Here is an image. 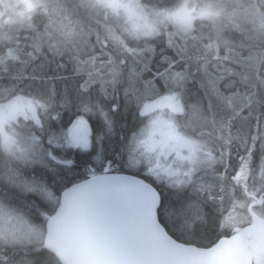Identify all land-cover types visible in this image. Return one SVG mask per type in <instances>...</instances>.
<instances>
[{"label": "trees", "instance_id": "1", "mask_svg": "<svg viewBox=\"0 0 264 264\" xmlns=\"http://www.w3.org/2000/svg\"><path fill=\"white\" fill-rule=\"evenodd\" d=\"M26 1L30 2L31 0ZM59 1L74 10L76 19L81 18L84 21L87 31L92 29L89 40L91 49L82 52L80 54L82 58L87 52L92 51V45H95L97 67H100L99 61L102 58L100 56L102 51L109 52L113 60L121 54L120 48L111 41H109L108 48L102 47L104 37L111 28V26L104 24L103 18L99 23L94 17L89 21L88 12L83 14L80 9L81 0ZM139 2L149 6L146 10H151L150 6L152 5L160 4H163L167 9L170 8V5H166V0H139ZM39 7L42 8V6ZM256 8L263 12H256ZM219 13V19H222L223 23L218 34L215 33L212 26L217 14L213 17L194 20V29L185 35L178 30L176 24L169 21L166 31L171 32L169 31L171 28L172 32L176 33L174 37L176 45L182 47L185 44V39L182 37L187 36L188 51L186 56L177 54L179 52L178 47L167 46V36L161 34L156 41L155 56L152 59L153 72L157 68L162 70L166 67L161 62L162 56L171 57L176 62L175 70L177 71L184 70L187 63L190 82L186 84V88L190 92L192 91L191 87L196 84V81L193 82L191 79L194 77L200 81L203 78V73L199 68L205 61H208V70L223 76L219 82V87L224 95L238 93L240 97L245 98L242 102L238 100L232 109L226 108L223 112L217 111L214 122L211 115V120L206 124L198 125L194 134H189L182 127L183 116L174 117L175 126L183 137L194 139L198 144L202 142L203 147H205H201L200 152H198L197 166H195L192 182L190 184L181 183V186L177 184L178 180L175 179L168 180L166 178L158 181L145 170L146 164L143 163L142 158L132 164L133 153H131V148L134 136L148 128L151 115L144 114L147 107L142 108V117L134 115V105L128 109L125 108L123 90L127 83V66L122 82L115 86L118 89L120 99L119 110L113 111L111 106L117 103V92L113 91L111 84L107 85V92L102 90L105 86L99 81L93 83L87 93L82 94L78 91V85L85 77L73 74L74 61L70 59L73 56L71 51L64 50L62 56L53 55L52 58L47 54H52L51 50L54 47L36 52L33 49V43H26L27 38L32 33L27 32L24 28L20 30L17 27L13 30L10 29L14 37L7 43H3L2 47L0 44V56H6L11 51L15 55H19L21 59H26L24 54L32 53L36 58L26 66L27 73L30 68L32 73L33 66H39L41 62L54 61V63L47 64L48 68L50 65L55 68L56 63L65 65L63 69H57V72L50 73L52 75L59 73L65 77V79L55 81L57 92L60 88H63L64 91L67 88L68 92L72 93L71 104L65 103L64 108L58 109L62 114L63 123L67 125L69 121H72L78 128V121L85 118L88 119L89 125L98 122L102 124L97 129L94 127L95 130L91 134L89 133L91 136L90 147L84 148L78 143H71L72 137L61 135L58 146L51 147L52 158L45 156L42 163L37 164L35 168L29 165L25 168L30 167L29 169L33 170V176L38 177L42 186L53 191L57 197L64 188L86 180L94 174L105 172L107 167H110L112 172H125L142 177L153 183L160 192L162 204L158 213L162 225H165L172 237L185 244L209 247L219 239L235 233L228 228V222L243 212L247 214V223L244 226L248 225L250 223L248 205L263 197L264 179L256 183L244 177H240V179L235 177L240 174L244 163L248 160L247 153L250 149L253 150L255 160H261L254 164L255 168L250 167L251 171L256 170L255 172H257L261 163L264 166V64L253 62L252 67L249 68L246 67L249 61H241V57H252L258 61L264 55V31L259 28V18L256 16V13L264 16V3L259 7L249 4L247 9L229 6ZM44 17L33 20L37 26L39 24L43 26V28L37 27L35 30L41 36L46 31V25L52 22L51 18L43 19ZM123 17L124 13L121 12V18ZM257 18L258 20H256ZM111 30L115 31L114 28ZM198 30L200 31L199 34H205L203 39L197 35ZM255 31L260 32L261 39L260 36L254 35ZM98 35L101 43H97ZM124 38L127 39V37ZM210 42L218 46L216 50L208 48V44L211 45ZM201 44L205 47L204 53L199 51ZM217 56L221 58L216 59ZM187 57H191V59H187ZM139 67L138 65L137 70ZM228 69H231V72ZM244 71L252 73L251 79L242 81L236 75V73ZM153 72L145 71L144 78L146 79L145 73L149 75ZM233 81H235L234 84ZM252 81L255 83H251ZM5 82L7 81L5 80ZM26 82L35 83L26 80L20 86L24 87ZM72 89H74L73 92H71ZM202 92L200 98L203 96V103L206 106L208 99L204 89ZM190 96L188 98L196 100L195 94L193 97ZM149 100L145 101L146 105ZM86 106L90 111L84 110ZM81 132L85 133L82 130ZM42 143L43 148L48 150L50 146L47 143L46 135ZM134 146L136 145L134 144ZM209 154H211L210 157ZM199 160L204 162L202 166L200 165L201 162H198ZM250 160L252 162V158ZM20 162L8 157L0 150V177L5 174L2 167L7 168V164L13 165L17 171L23 169L27 161ZM183 178L184 181L188 180L186 175ZM4 190L12 195L9 185L7 187L0 182V191ZM19 198L22 202L32 204L28 206L32 210L31 212L39 215L38 222L42 224L44 230V224L56 208L57 201L47 213L46 206L42 204V199L34 201L33 197L28 195ZM262 206L264 207V198L261 206L255 208L254 212L260 215L261 211L262 216H264ZM36 248L41 249L39 256L35 251ZM3 256L20 261L21 264H25V261H32L35 264L37 259H39L40 264H60L57 257L44 248L41 239L35 243L3 244L0 246V257ZM0 264H4L2 259H0Z\"/></svg>", "mask_w": 264, "mask_h": 264}, {"label": "snow or ice", "instance_id": "2", "mask_svg": "<svg viewBox=\"0 0 264 264\" xmlns=\"http://www.w3.org/2000/svg\"><path fill=\"white\" fill-rule=\"evenodd\" d=\"M42 8L48 11L47 0H42ZM80 7L84 8L89 14V21L94 17L99 23L101 18L106 26H111L102 43L103 48H108L109 41L120 48V55L113 60L109 52L102 51L99 61L102 67H97V57L95 45L92 51L87 52L85 57L80 56L82 50H86L91 37L92 29L87 33L81 29L76 32L70 29L65 32V41H59L54 47V55L62 56L64 48L68 44L72 45L69 51H75V55L70 59L74 61L73 74L85 77L78 85V91L87 93L93 83L99 81L105 87L102 89L107 92V85L113 86V91L117 92V103L112 105L113 111L119 110V94L116 85L122 82L127 66V83L124 86L125 108L134 105V115L142 117L143 107H147L146 100L159 99L171 113H179L184 117L182 127L189 134H194L195 128L200 122L207 123L209 115H215L217 111L223 112L226 108H234L237 101H243L238 93L224 95L220 90L219 82L223 79L222 75H216L208 70V61L200 66L199 70L203 73V78L198 81L200 88L205 90L208 99V112L203 110L202 101H194L188 98L186 88L189 79L187 63L184 70L176 71V62L168 56H162L161 62L166 65L162 70L157 68L152 70V59L155 56L156 41L161 34L167 36L166 44L169 47H178V55L186 56L188 51L187 36L185 44L181 47L175 44L174 32H167L168 22L179 26L180 30L187 34L192 28V10L186 6L177 11H169L163 4L152 5L151 10L148 5L137 4L135 0H81ZM123 11L124 17L121 18ZM45 36L51 37L50 32H45ZM76 37V39H74ZM124 37H127L125 39ZM97 43H101L99 35ZM63 45V46H62ZM42 46L41 36L38 33L34 40L33 49L40 51ZM211 48V45H208ZM27 58L21 59L19 55H13L9 51L8 55L0 56V150L8 157L17 161H28L39 159L43 161L45 156L52 158L51 147L58 146L61 135L71 137L75 134L76 125L72 121L64 124L62 114L58 109L65 107L66 99L57 104V89L55 81L65 79L59 73L50 74L55 69H63V63H56L54 69L46 71L47 64L54 61L41 62L39 66H33L31 74L26 72V66L36 57L32 53L24 54ZM216 59L221 57L217 56ZM191 59V57H187ZM249 61L246 67L251 68L253 62L264 64V56L258 61L255 58H243L241 61ZM139 70H137V66ZM153 72V75L144 78V72ZM231 72V69H228ZM242 81L251 79L252 73L248 71L236 73ZM5 80L7 82H5ZM35 83L20 85L24 81ZM159 81V83H157ZM233 84L235 81L232 82ZM67 89L65 88V94ZM250 102V100H249ZM85 111H90L87 106ZM23 130V131H22ZM50 146L48 150L43 148L44 137ZM167 146L174 149L180 159L189 162L190 167L186 170L187 181L178 180L177 183H191L195 165L197 163V153L201 150V145L194 139L181 138L174 129L169 131ZM183 149H187V154H183ZM264 179V170H262ZM8 185L19 187L25 185V192L43 193L44 187L40 184H28L23 179L21 173L7 164L4 176ZM264 190V185H262ZM28 207L26 202H20L15 195L9 194L6 190L0 191V241L18 240L24 234L33 233V227L28 222L25 209ZM38 256L40 248H36ZM4 264H21L20 261L11 259L8 256L0 257ZM25 264H33L32 261H25ZM35 264H40L39 259Z\"/></svg>", "mask_w": 264, "mask_h": 264}, {"label": "water", "instance_id": "3", "mask_svg": "<svg viewBox=\"0 0 264 264\" xmlns=\"http://www.w3.org/2000/svg\"><path fill=\"white\" fill-rule=\"evenodd\" d=\"M99 173L64 188L45 222L43 245L60 264H254L264 257V221L209 247L172 237L159 218L161 196L125 172Z\"/></svg>", "mask_w": 264, "mask_h": 264}, {"label": "rangeland", "instance_id": "4", "mask_svg": "<svg viewBox=\"0 0 264 264\" xmlns=\"http://www.w3.org/2000/svg\"><path fill=\"white\" fill-rule=\"evenodd\" d=\"M227 1H223V0H202V1L183 0L181 5L178 8H176V11L185 6L188 9L192 10L193 19H192L191 30H193L195 26L194 20L203 18V17L207 18V17L215 16L216 8L222 7V6H223L222 8H224V6L227 5ZM135 2L137 4H140L139 0H135ZM41 3H42V0H31L30 2L26 0H0V44H1V47L3 46V43L5 42L7 43L8 40L13 39L12 37H14V34L10 32V29L13 30L15 27H17L18 30L24 28L27 32L32 33L31 36L27 38L26 43L34 44V40L36 39L37 34H38L37 32H35V30H37V27L41 29L43 28V26L41 24L37 26L33 20H39L40 17H43V16H45L43 19L51 18L52 20V22H49L46 25V31L50 32L52 35L50 38L45 35H42V36L40 35L41 41H42V46L40 48V51H43L44 49L46 50L47 49L46 47L53 48V47H50V44L55 45L59 41H65L66 40L65 32L70 29H74L76 32H80L81 29H83L85 33L88 32L84 24V21L81 18L76 19L77 16H75L76 14L74 10H72L68 5L66 6L65 4H62V2H60L59 0H47L48 11L45 12L43 8L39 7L41 6ZM232 3L236 6L242 5V2L240 0L233 1ZM247 8L248 7L245 6L242 9H247ZM80 9L83 14L87 13V11L84 8L80 7ZM256 12L262 13L263 11L256 8ZM256 16L259 18V21H258V23L260 24L259 28L264 31V16L259 15L258 13H256ZM222 23L223 22L221 21V19H219L218 16H216V19L213 20L212 26L216 34H218V30L222 26ZM176 26L178 27V30H180L179 26L178 25ZM169 31L172 32V29L170 28ZM199 32L200 31L198 30L197 35L201 36L203 39L205 37V34H201V33L199 34ZM181 33L183 32L181 31ZM254 35L260 36L259 38L261 39L260 32L255 31ZM74 39H76V37H74ZM210 43L212 46L211 49L216 50L218 46L213 42H210ZM89 44L90 43L88 42V46L86 50L91 49V45ZM70 48H72V45L68 44V46L64 48V50L69 51ZM86 50H82L80 54L82 52H85ZM204 50H205V47L203 44H201L199 51L204 53ZM54 51H55V48L51 50V53L54 54ZM71 53L74 55L75 51H71ZM13 55L15 54L13 53ZM54 56H57V55H54ZM100 67L102 66L100 65ZM191 81L193 82L196 81V84L193 87H191L192 88L191 92L187 89L188 96L191 95L190 97H193V95L195 94L196 95L195 101H197V96H198V101L203 102L204 101L202 99L203 96L200 98L201 94L203 93L202 92L203 89L200 88L198 81L194 77L191 79ZM28 83H31V82H28ZM61 93L63 94L62 100H65L67 96L66 103L70 105L72 102V93H69L67 91V93L65 94L64 90H62ZM227 95H231V94H227ZM203 110L205 112L209 111L208 104L205 106L203 103ZM144 114L151 115L150 122H149L148 128L142 134L137 133L134 136L135 138L133 139L134 142L132 143V148H131V153H133L131 157L132 164H135L134 163L135 161L137 160L139 161L140 158H142V152H143V155L146 157V160L148 161L147 165L149 166L152 164L151 167L150 166L148 167L150 174H153L158 181H161L166 178L168 180H173V179L184 180L183 176L185 177V172L190 167V164L188 161L180 159L179 156L177 155V152L174 149L169 148L166 143L169 139L170 129H174L175 132L181 138L185 140L189 139V138H186L185 136L183 137L180 134L177 126H175L174 124V117L180 114L171 113L170 110L166 106H164L161 101H159V99H156L153 102H148V108L145 110ZM211 118L212 116L210 114L208 121L211 120ZM226 121L229 122L228 120ZM202 123L203 122H200L199 125ZM78 126H79L78 128L76 127L75 134L71 136L72 137L71 143H78L82 145L84 148L90 147V142H89L90 138L88 137L87 132H86L87 130L85 128L86 119L84 118L82 120H79ZM81 130L85 133H82ZM134 144L136 146H134ZM200 144L202 148H205L203 147L202 142H200ZM182 151H183V154L185 155L187 154V149H183ZM210 155L211 154H209V157ZM197 156H198V153H197ZM198 162L199 163L201 162L200 163L201 166L204 164L203 161L199 160ZM41 163L42 161L39 159L28 160L26 162V165L23 166L24 168L19 170L22 178L26 179L29 185L33 183L42 185L38 177L36 178L33 176V170L29 169L30 167L35 168L37 164L39 165ZM27 165H29L30 167L25 168L27 167ZM195 166H197V163ZM11 167L14 168L13 165ZM6 170H7L6 167L5 168L2 167V171L4 173H6ZM4 176L5 174L2 177H0V182L3 185H6L8 187V184L5 182ZM237 176H236V179H238ZM9 187L12 191V195L14 194L18 198L26 197V195H28L30 197H33L32 199L34 201H37L38 199H42V204L46 206L45 208L47 209L46 210L47 213H49V210H51V208L55 206L54 204L57 201L56 199H58L57 195L53 191L46 189V188H44L45 191L43 193L41 192L30 193V192L24 191L25 189L24 184H21L19 187H14L11 185H9ZM19 201L22 202L20 198H19ZM30 204L31 203H27V205H30ZM31 211L32 210L30 209L29 206L25 209L28 222L33 227V230H34L33 233L24 234L20 237V239L15 240V241L13 240L0 241V246H2L3 244L35 243V241H40V239L42 238V234L44 233L43 226L42 224H40V222H38L39 215ZM261 216H262V213L260 211V217ZM246 221H247V214L243 212L241 213V215L236 216L233 220L228 222L229 223L228 228H230L234 232H237V230L241 229L247 223ZM254 259H255V264H264V257H260L256 255Z\"/></svg>", "mask_w": 264, "mask_h": 264}, {"label": "flooded vegetation", "instance_id": "5", "mask_svg": "<svg viewBox=\"0 0 264 264\" xmlns=\"http://www.w3.org/2000/svg\"><path fill=\"white\" fill-rule=\"evenodd\" d=\"M178 1V2H177ZM182 1L183 0H166V5H170L169 7V11H176V8H178L180 5H181V3H182ZM199 1H202V0H199ZM223 1H227V0H223ZM233 1H236V0H228L227 1V5L226 6H224V8H227V7H229V6H232V7H234V8H237V7H239V8H244L245 6H249V4H251V5H253L254 7L256 6V7H259L261 4H263L264 3V0H240L241 2H242V5H240V6H236V5H234L232 2ZM177 2V3H176ZM222 6V5H221ZM223 7V6H222ZM222 7H217L216 8V14H217V16L219 17L220 15V11L221 10H224V8H222ZM258 19V18H257ZM256 19V20H257ZM222 20V19H221ZM223 22V21H222ZM248 37H250V36H248ZM251 38V37H250ZM46 48H48V47H46ZM48 56H52V58L54 57L53 55L54 54H47ZM55 66V65H54ZM31 69V68H30ZM30 69H28L27 71H29L28 73H30L31 74V70ZM49 69H54V67H53V65H50L49 66V68H48V66L46 67V70H49ZM57 69H55V71H52L51 73H53V72H57L56 71ZM145 77H146V79L148 78V77H150L151 75H153V73H150L149 75L148 74H146L145 73ZM189 79H190V77H189ZM189 79H188V81H187V83H189L190 81H189ZM159 81H157V83H158ZM27 84H28V82H26ZM251 83H255V82H251ZM67 89V88H66ZM63 90V88H60L59 90H58V92H57V104L63 99V94L61 93V91ZM68 91V90H67ZM74 91V89H72V91L71 92H73ZM156 99H152V100H149L148 102H153V101H155ZM148 102H147V108H148ZM146 108V109H147ZM79 118V117H78ZM82 119H84V118H82ZM100 125H102L100 122H98L97 124H94V125H89L88 124V119H86V130L87 131H89L88 133H92L95 129H94V127H96V129H97V127L99 128L100 127ZM147 129V128H146ZM146 129H144L140 134H142ZM247 158H248V160L244 163V166H243V168H242V170L239 172L240 174L237 176V178L238 179H240V177H244V178H246V179H248V180H250V181H253V182H258L259 180H262V175H261V173H262V170H264V166L262 165V163L259 165V168H258V171L257 172H252L251 171V169H250V167H252V168H255V163L256 162H259V161H261V160H259V161H257V160H255V155H254V153H253V150L252 149H250L249 151H248V153H247ZM252 158V162H251V159ZM142 161H143V163L144 164H146V166L144 167L145 168V170H147V172L148 173H150V171H149V166L151 167L152 166V164L151 165H147V163H148V161L146 160V157L143 155V152H142ZM147 173V174H148ZM256 173V174H255ZM152 176H154L153 174H151ZM155 177V176H154ZM156 178V177H155ZM236 178V177H235ZM180 186L182 185L181 183H178ZM262 196L263 197H260V199H261V202H260V205L259 206H261V204H262V202H263V198H264V192H262ZM260 199L258 200V201H260ZM251 204H254V203H251ZM262 209H263V213H264V207L262 206ZM261 219H263V221H264V216H262L261 217ZM176 228V227H175ZM174 228V229H175Z\"/></svg>", "mask_w": 264, "mask_h": 264}, {"label": "bare ground", "instance_id": "6", "mask_svg": "<svg viewBox=\"0 0 264 264\" xmlns=\"http://www.w3.org/2000/svg\"><path fill=\"white\" fill-rule=\"evenodd\" d=\"M126 68V67H125Z\"/></svg>", "mask_w": 264, "mask_h": 264}]
</instances>
